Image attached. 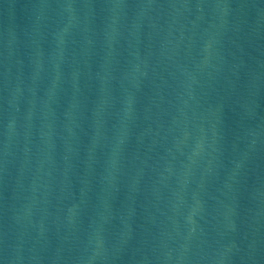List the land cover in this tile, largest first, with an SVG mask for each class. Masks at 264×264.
Returning a JSON list of instances; mask_svg holds the SVG:
<instances>
[{"label": "water", "instance_id": "obj_1", "mask_svg": "<svg viewBox=\"0 0 264 264\" xmlns=\"http://www.w3.org/2000/svg\"><path fill=\"white\" fill-rule=\"evenodd\" d=\"M0 264H264V0H0Z\"/></svg>", "mask_w": 264, "mask_h": 264}]
</instances>
